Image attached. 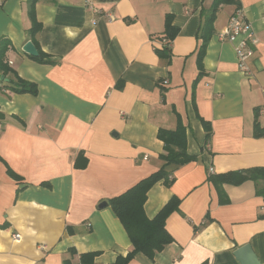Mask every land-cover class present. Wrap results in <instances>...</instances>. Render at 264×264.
<instances>
[{"label":"crops","instance_id":"crops-1","mask_svg":"<svg viewBox=\"0 0 264 264\" xmlns=\"http://www.w3.org/2000/svg\"><path fill=\"white\" fill-rule=\"evenodd\" d=\"M212 2L38 0L37 48L27 0H0V38L9 41L8 70L0 69V264H79L88 252L91 264H109L130 251L109 199L162 165L157 131L175 127L172 108L195 159L171 174L170 186L154 183L143 211L152 219L175 197L165 220L173 241L129 264H240L233 252L245 244L264 264V178L222 184L226 203L208 179L264 167V136L254 129V121L264 128V0L218 6L199 69ZM238 8L257 38L250 75L238 69L234 43L218 38ZM166 15L176 34L161 57ZM27 41L51 62L24 53ZM12 72L35 83L36 94L12 92Z\"/></svg>","mask_w":264,"mask_h":264},{"label":"trees","instance_id":"trees-1","mask_svg":"<svg viewBox=\"0 0 264 264\" xmlns=\"http://www.w3.org/2000/svg\"><path fill=\"white\" fill-rule=\"evenodd\" d=\"M37 1L38 0H27V16L31 21V27L28 33L35 43L34 36L40 29V24L35 18L34 10ZM231 1L232 0H213L211 7L206 12H203L205 20L199 34L202 43L197 52V65L199 69H202L201 60L205 53L207 42L213 33L212 23L215 19L218 6L221 3ZM175 34L176 29L172 24L171 16L166 15L164 19L163 37L167 39L168 44H164L161 49H155V52L161 57L170 56V42L175 37ZM8 45V39L1 37L0 69L4 71L8 70L3 63L4 54ZM44 57H46V55L41 50H38L37 56H32L34 60L39 62H51L50 60H45ZM12 73L15 79L12 81L15 86L10 87L12 92L36 94L37 86L35 83L22 80L14 72ZM172 113L176 118L175 127L172 129L160 127L157 131V138L163 142V152L159 154V158L163 161L162 165L157 171L143 178L125 192L109 199V204L113 212L123 224L133 246L125 255H118L115 260L109 264H129L134 255L138 252L153 257L156 252L162 250L165 245L173 241L165 229V220L173 210L177 209L178 200L175 197H171L152 219L147 218L143 211V204L146 200L149 188L157 181H162L166 186H170L174 182V177L171 176V174L179 166L195 159L194 155L188 154L186 151V127L173 108ZM202 124L206 130L205 139L207 140L210 136V127L204 120H202ZM254 129L256 136H264V128H260L256 121H254ZM169 176L171 177L169 178ZM260 178H264V167H254L243 171H227L224 173L209 174L208 176V179L215 185L220 203L227 202V197L221 188L222 184L238 185L247 179L257 181ZM259 192L258 190L257 193ZM69 251L73 252L72 249ZM94 255L95 252L81 254L79 264H91ZM68 262L69 260H64V264H69Z\"/></svg>","mask_w":264,"mask_h":264},{"label":"built area","instance_id":"built-area-1","mask_svg":"<svg viewBox=\"0 0 264 264\" xmlns=\"http://www.w3.org/2000/svg\"><path fill=\"white\" fill-rule=\"evenodd\" d=\"M90 8H92V6H90ZM93 10L96 11L95 9ZM108 17L110 19L112 18L110 15H108ZM218 38L220 40L234 43V51L238 69L243 74L250 75L247 62L253 55L254 47L257 44V38L254 35L250 22L246 19L241 9H236L230 15L226 26L219 31ZM159 42L162 46H164V44H168L167 39L163 36L159 38ZM162 83H167V80L164 79ZM170 177L171 176H169V178ZM18 237L19 234L13 235V239H17Z\"/></svg>","mask_w":264,"mask_h":264},{"label":"water","instance_id":"water-1","mask_svg":"<svg viewBox=\"0 0 264 264\" xmlns=\"http://www.w3.org/2000/svg\"><path fill=\"white\" fill-rule=\"evenodd\" d=\"M22 51L30 56L38 55V51L31 41H27L23 44ZM105 205L106 201H102L98 204V207H103ZM233 255L240 264H261L250 244H245L236 248Z\"/></svg>","mask_w":264,"mask_h":264}]
</instances>
